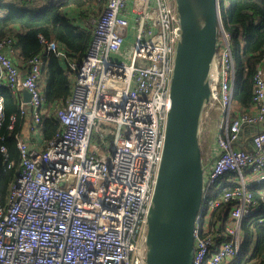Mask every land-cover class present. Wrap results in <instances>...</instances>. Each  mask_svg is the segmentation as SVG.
<instances>
[{
	"label": "built area",
	"instance_id": "1",
	"mask_svg": "<svg viewBox=\"0 0 264 264\" xmlns=\"http://www.w3.org/2000/svg\"><path fill=\"white\" fill-rule=\"evenodd\" d=\"M220 7L211 98L200 131L214 121L213 161L204 172L193 264H233L246 219L264 225V64L254 76L251 106H235L233 35ZM67 14L75 25L93 27L80 61L46 42L22 76L12 59L16 39L0 41V86L30 93L34 134L48 113L41 80L48 57L73 73L71 96L54 110L61 131L45 148L17 135L21 171L4 203L0 197V264H147V215L171 106L175 0H105L92 21L75 8ZM1 105L0 97V111ZM95 131L112 143L93 142ZM256 187L263 189L256 194Z\"/></svg>",
	"mask_w": 264,
	"mask_h": 264
},
{
	"label": "trees",
	"instance_id": "2",
	"mask_svg": "<svg viewBox=\"0 0 264 264\" xmlns=\"http://www.w3.org/2000/svg\"><path fill=\"white\" fill-rule=\"evenodd\" d=\"M96 3L97 0H0V41L6 37L16 39L18 56L26 63L42 51L46 42L59 43L80 61L91 46L93 31L75 25L67 11L75 8L85 16ZM220 9L223 26L233 35L237 71L234 105L249 108L254 76L264 64V0H221ZM43 73L49 112L41 127L47 142L61 131L54 110L71 96L73 73L54 56L48 57ZM0 97V197L4 203L21 171L17 135L22 132L28 113L19 93L16 95L8 87L0 86ZM209 131L208 127L200 133V143ZM3 147L6 154L1 151ZM208 160L209 156L203 157L204 164ZM259 189L263 187H256L254 192L258 194ZM244 231V243L233 264H264V225L246 219Z\"/></svg>",
	"mask_w": 264,
	"mask_h": 264
},
{
	"label": "water",
	"instance_id": "3",
	"mask_svg": "<svg viewBox=\"0 0 264 264\" xmlns=\"http://www.w3.org/2000/svg\"><path fill=\"white\" fill-rule=\"evenodd\" d=\"M219 0H175L179 29L162 158L147 215V264H193L204 193L201 122L220 33ZM24 102L31 95L24 89Z\"/></svg>",
	"mask_w": 264,
	"mask_h": 264
},
{
	"label": "crops",
	"instance_id": "4",
	"mask_svg": "<svg viewBox=\"0 0 264 264\" xmlns=\"http://www.w3.org/2000/svg\"><path fill=\"white\" fill-rule=\"evenodd\" d=\"M101 0H97V3L94 4V6H97L98 7V2H100ZM102 6L100 5L101 8H98L100 10H102L103 6H104V1L102 2ZM86 16V15H85ZM84 16V17H85ZM83 17V16H82ZM83 17V18H84ZM81 27H84V28H88L85 26V24H81ZM12 59L14 60L15 64L18 66L20 72H21V75L24 76L25 73H26V70H27V63L26 61L22 60L19 56H18V50L16 49L12 55ZM64 64V63H63ZM65 65V64H64ZM42 82H43V87H45V74L42 73V78H41ZM24 89H22L21 91H19V94L21 96V101H22V104L24 105V107L27 109V113H28V116H27V122L25 124V126L23 127V130L21 132V134H23L26 138L29 139L30 142L34 143L37 147L39 148H45L46 146V142L44 139H43V133H42V127H40L39 129V132L34 134L32 133L30 130H29V124H31L32 122V115H31V111H30V106H29V103L26 104L24 102V93H23ZM46 108H47V112H49V108L46 104ZM46 115H48L46 113ZM42 126V125H41ZM211 146V145H210Z\"/></svg>",
	"mask_w": 264,
	"mask_h": 264
},
{
	"label": "rangeland",
	"instance_id": "5",
	"mask_svg": "<svg viewBox=\"0 0 264 264\" xmlns=\"http://www.w3.org/2000/svg\"><path fill=\"white\" fill-rule=\"evenodd\" d=\"M104 0H101L100 2H98V8H101L99 5L102 6V2ZM90 12L84 17L83 13H82V16L85 18L86 21H92L93 19H95L96 17H98L99 13H100V9H93L91 8L89 10ZM71 20H73L71 18ZM87 27L89 29L92 30V24L90 22L87 23ZM131 40H134L135 41V38L134 36L131 37ZM125 48H127V53H129V48L127 47V45H125ZM125 55V54H124ZM124 55H119L117 58L118 60H122L124 59ZM126 56V55H125ZM213 123L214 121L212 120L211 124L208 126L210 131L207 133V136L205 138V141L202 140L201 142V147L203 148V157L204 159H206L208 156H209V152H210V147L212 146V144L214 143V132H212V128H213ZM208 127L206 126L205 129ZM105 139V143H112V140L108 137H104V136H101L100 133H97L96 131L94 132L93 134V142L99 144V145H102V140ZM211 145V146H210ZM101 150L103 151V149L101 148Z\"/></svg>",
	"mask_w": 264,
	"mask_h": 264
}]
</instances>
